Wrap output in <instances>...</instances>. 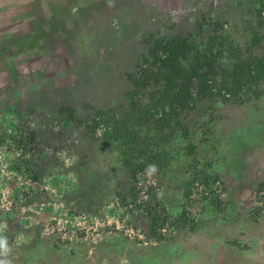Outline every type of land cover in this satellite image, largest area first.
I'll list each match as a JSON object with an SVG mask.
<instances>
[{"label":"rangeland","instance_id":"1","mask_svg":"<svg viewBox=\"0 0 264 264\" xmlns=\"http://www.w3.org/2000/svg\"><path fill=\"white\" fill-rule=\"evenodd\" d=\"M65 1H47L62 18L54 20L59 27L52 29L50 10L42 1L0 0V44L16 35L36 34L38 28L41 33L31 49L15 51L12 45L0 55V133L30 128L38 138L36 147L47 148L39 159L30 155L32 173L50 176L58 197L51 206L42 202L43 213L33 220L5 218L0 240L6 251L0 249V261L264 264V199L258 195L264 191V86L256 97L240 103L238 97L199 103L181 113L178 125L170 122V128H137L151 152L166 157L161 165L144 169L129 157L130 151L125 150L124 159L116 143L102 138L107 128L99 126L92 135L85 127L92 116L88 106L120 107L121 115L127 110L123 99L131 85L126 75L143 65L152 35L163 40L181 36L201 49L207 36L215 34L245 48L252 31L264 33V5L260 0H96L95 7L79 0L68 9L72 15L77 6L82 8L87 20L78 22L68 13L70 19L63 21L58 4ZM78 24L87 29L79 30ZM187 145L193 147L189 155L184 154ZM61 151L70 159L67 167L52 156ZM205 173L209 179L203 178ZM202 179L213 181L209 189H214L221 209L202 199L199 183L190 202L184 200L188 181ZM154 199L169 224L179 220L182 210L190 224L151 245L145 238L148 220L137 205ZM62 224L73 226L79 235L67 243L54 241ZM84 229L96 235L94 242L83 240ZM27 236L49 245L40 246L36 260L28 256L20 261Z\"/></svg>","mask_w":264,"mask_h":264},{"label":"trees","instance_id":"2","mask_svg":"<svg viewBox=\"0 0 264 264\" xmlns=\"http://www.w3.org/2000/svg\"><path fill=\"white\" fill-rule=\"evenodd\" d=\"M40 1L50 10L51 28L59 27L58 23L55 26L54 20L62 18L58 13H55L54 6L48 3V0ZM73 1L80 2L79 0H68L58 4L59 8L63 9V21L70 19L68 9L73 8L74 4L76 6ZM114 1L116 0H106L107 4L110 2L115 4ZM87 2H91L96 7V0ZM260 4L263 6L264 0H260ZM74 11V14H69L71 19L78 22H80V18L83 21L87 20L83 16L82 8L79 9L77 6ZM77 27L79 30L87 29L85 24H78ZM40 34L38 28L36 34L29 32L9 38L4 45L0 44V55L12 45L15 46V51L31 49L33 44L39 41V38L41 39ZM152 37L153 35L150 37V48L147 55L142 57L143 65L139 66L134 73L126 75V82L131 85L132 89L124 93L123 100L126 101L127 110H124L121 115L120 107L94 110L88 106L92 111V116L87 117L85 126L92 135L95 134L96 128L99 126L107 128L102 134V138L116 143L117 147L122 150L119 149L124 159L126 158L125 150L130 151L132 156L129 157L139 160L140 163H137L139 169L146 168L147 164L161 165L162 159L165 160L166 157L164 154H162L164 158H161L158 153L153 154L145 143L147 137H140L137 128L149 126L153 130L160 131L170 122L178 125L181 113L191 111L199 103H225L237 97L240 103L250 99L251 96L256 97L261 91L260 88L264 86V33L258 30L252 31L245 48L236 44L230 45L225 39L215 34L207 36L204 47L201 49L181 36L165 40L152 39ZM254 47L257 48L253 51ZM65 111L72 119V111L69 109ZM168 128L170 127L168 126ZM192 149V145H187L184 154H191ZM166 164L164 161L163 165ZM201 165L207 167L206 164ZM202 170L205 172L204 169ZM193 175L196 178L199 175L196 169L193 170ZM203 178L209 179L206 173L203 174ZM212 182L203 179L188 181L186 190L182 193L184 200H188L187 203L190 202V195L195 189L194 184L199 183L203 190L202 199L209 198L215 210L221 209L222 207L216 199V193L209 189ZM149 188L148 191H150ZM148 203L142 201L140 205H137L140 212L144 210L145 218L148 220L146 239L155 241L164 239L165 236L158 233L162 226H166L168 229L172 228L174 231L177 228L184 229L189 226L190 222L185 210H182L179 220L175 224H169L164 208L159 207L157 201L152 204ZM190 230L193 231V227H190Z\"/></svg>","mask_w":264,"mask_h":264},{"label":"built area","instance_id":"3","mask_svg":"<svg viewBox=\"0 0 264 264\" xmlns=\"http://www.w3.org/2000/svg\"><path fill=\"white\" fill-rule=\"evenodd\" d=\"M16 137L21 140L20 143L17 142ZM37 139L30 128H22L11 135L6 132L0 133V230L7 226L5 218L10 219L17 216L20 219H26V221L33 220L43 213L42 202L46 201V204L51 206L58 199L56 189H52L49 184L51 177H34L32 173V165L29 164L30 155L39 159L40 155L46 154L47 149L42 150L41 145L37 148ZM52 156H56L63 167H67V163L70 161L64 151L56 152ZM144 194L145 191L142 193V198L146 197ZM258 195L264 199V191ZM107 224L108 222L105 223V226ZM89 229H84L83 240L92 243L96 235H90ZM40 231L44 232V229ZM158 231L159 234L166 236L173 233L174 230L162 226ZM78 233L73 226L66 227L62 224L60 228L56 229L55 236L53 235L54 241L61 244L67 243L71 239H75L79 235ZM146 241L151 244L155 242L149 239ZM10 248L12 247L8 249Z\"/></svg>","mask_w":264,"mask_h":264},{"label":"crops","instance_id":"4","mask_svg":"<svg viewBox=\"0 0 264 264\" xmlns=\"http://www.w3.org/2000/svg\"><path fill=\"white\" fill-rule=\"evenodd\" d=\"M6 234V233H5ZM25 236V235H24ZM46 242L41 241L38 239V237H35L33 240L29 239V236L26 237V240L24 242V245L20 248L19 252V260H29L30 258L28 256H33L34 260L35 258H39L42 253V247L40 246H46ZM27 245V246H26ZM49 245V244H48ZM31 247H36V249H32ZM32 250L33 254H27L25 251ZM35 262V261H34Z\"/></svg>","mask_w":264,"mask_h":264},{"label":"clouds","instance_id":"5","mask_svg":"<svg viewBox=\"0 0 264 264\" xmlns=\"http://www.w3.org/2000/svg\"><path fill=\"white\" fill-rule=\"evenodd\" d=\"M144 191H145V189H144ZM145 192H147V191H145ZM166 237V236H165ZM155 241V240H154ZM157 242H159V241H155L153 244H156ZM153 244H151V245H153ZM0 249H5V251H6V248H5V241H3V240H0ZM0 264H5V262H3V261H0Z\"/></svg>","mask_w":264,"mask_h":264}]
</instances>
